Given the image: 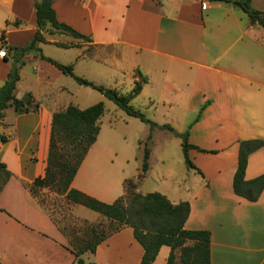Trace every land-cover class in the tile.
I'll use <instances>...</instances> for the list:
<instances>
[{
	"label": "crops",
	"instance_id": "1",
	"mask_svg": "<svg viewBox=\"0 0 264 264\" xmlns=\"http://www.w3.org/2000/svg\"><path fill=\"white\" fill-rule=\"evenodd\" d=\"M34 4L0 0V34L5 31L7 45V55L0 56V86L14 63L9 48L26 46L38 29ZM253 4L264 11L259 0ZM53 7L60 22L90 41L47 24L42 30L46 41L38 43L43 55L73 64L77 75L93 73L98 79L87 76L89 80L118 90L128 77L134 82L146 77L141 91L149 85L151 102H161L168 114L184 120L181 128L173 119L154 122L188 131V142L202 149L188 151L201 175L194 189L176 199L166 196L173 203L189 201L186 228L211 231V264H264V189L251 201L233 188L240 141L264 139V28L239 6L209 0H53ZM68 76L37 51L22 57L14 93L19 99L31 93L38 107L18 113L10 106L11 118L6 112L0 121V132L9 137L0 141V161L11 171L0 191V264H77L68 238L28 188L45 173L53 113L71 103H55L70 93L68 86L76 87ZM192 114L195 119L186 122ZM99 124L101 130V118ZM96 143L71 186L113 202L124 194V181L137 176L112 181L104 171L95 172L94 164L105 155L94 148ZM262 173L264 146L249 155L245 178ZM71 205L78 218L94 222L103 216ZM170 251V246H161L153 264H166ZM143 253L133 228L124 226L82 257L85 264H139Z\"/></svg>",
	"mask_w": 264,
	"mask_h": 264
},
{
	"label": "trees",
	"instance_id": "2",
	"mask_svg": "<svg viewBox=\"0 0 264 264\" xmlns=\"http://www.w3.org/2000/svg\"><path fill=\"white\" fill-rule=\"evenodd\" d=\"M211 2H224L239 6L250 18L252 23L264 28V11L252 7V0H209ZM38 29L31 42L23 47H10L14 63L4 83L0 86V121L6 115L9 106L16 112L36 110L38 105L34 102L31 93L24 98L16 97L14 91L20 79V67L25 53L37 51L42 58L58 67L63 73L71 76L77 83L90 86L107 98L112 100L128 115L138 117L148 122L151 127L168 128L182 137V148L186 165L200 172L189 156L190 148H198L188 142L189 132H177L170 124H158L140 110L130 104L142 89V82L147 78L142 77L136 81L133 88L123 93L117 88L98 85L93 81L77 75L73 64H63L41 53L39 42L46 41L42 30L50 24L56 30L68 33L75 38L90 41V38L81 34L71 26L60 22L53 7V0H35ZM5 31L0 34L2 45L6 46ZM62 47L66 43L55 42ZM105 112L103 101H99L85 108L70 103L65 108L55 111L52 118L50 133L49 154L44 175L38 176L28 188L47 209L43 198L39 196L42 188H51L58 194L64 195L66 201L78 203L93 209L109 221L108 226L101 223H90L69 215L70 221L65 224L57 221L52 213L50 216L58 228L66 235L69 247L76 256L77 264H85L82 254L86 251L95 252L98 245L110 235L124 226L133 228L134 237L141 243L144 253L139 264H153L163 245L171 248L166 264H211V231L208 229H189L185 222L190 214V203L181 200L173 203L169 198L158 191L142 193L138 190L139 183L149 168L150 135L147 137L142 158V172L137 178H127L124 181L125 192L113 202L102 201L86 192L71 186L81 163L92 144L97 140L100 132L99 120ZM8 135L0 132V141L5 142ZM264 146V139L253 138L241 140L239 143L238 165L233 177L234 192L248 200L255 201L264 189V173L246 179L245 171L249 155ZM202 150V149H200ZM215 151V150H213ZM11 177V171L4 162L0 161V191ZM0 210H3L0 207Z\"/></svg>",
	"mask_w": 264,
	"mask_h": 264
},
{
	"label": "rangeland",
	"instance_id": "3",
	"mask_svg": "<svg viewBox=\"0 0 264 264\" xmlns=\"http://www.w3.org/2000/svg\"><path fill=\"white\" fill-rule=\"evenodd\" d=\"M259 3L264 5V0H259ZM252 7L257 6L253 4ZM77 72H83V70L78 68ZM84 73H86V76H84L86 78L92 77V79H98L93 76V73L88 74L85 71ZM128 76H131L130 72H127ZM67 78L76 87L68 86L71 89L69 91L70 93H63L58 96L55 103L71 102L79 107H86L101 100L105 102V113L101 117L103 126L94 147L104 151L105 155L103 161L94 164L95 168H97L95 172L98 171L101 173L104 171L105 174L111 176L112 181L115 180V176H138L142 172L143 148L147 137L150 135L149 147L151 153L149 157V168L139 183L138 187L140 191L142 193L158 191L176 199L181 195H187L191 191V188L194 189L195 178L201 175L196 169L186 165L182 148V137L179 134L168 128H152L148 122L128 115L100 91L90 86L78 84L70 76ZM25 83H27V80ZM134 84V80L128 77L121 88H119L121 92L126 93L133 88ZM30 85L36 91H40L42 88L39 84L31 83ZM150 92L151 87L149 85L145 86L139 95L130 101V104L140 109L152 121L163 123L173 119L176 125L181 128L184 120L181 122L178 116L168 114L167 109L163 107L161 102L157 100L151 102L148 97ZM12 110L11 107L6 109V117L8 119L12 116ZM196 114L185 118V121H193ZM190 159L194 163V158L190 157ZM189 188L190 190L188 191ZM38 193L43 198L47 209L60 223L65 224L70 221V214L75 216L71 208V204L73 203L66 201L64 195L58 194L55 190L48 187L40 189ZM88 210L91 211L92 209ZM91 212L98 214L94 210ZM90 223H101L104 226L109 225L108 219L104 216Z\"/></svg>",
	"mask_w": 264,
	"mask_h": 264
},
{
	"label": "built area",
	"instance_id": "4",
	"mask_svg": "<svg viewBox=\"0 0 264 264\" xmlns=\"http://www.w3.org/2000/svg\"><path fill=\"white\" fill-rule=\"evenodd\" d=\"M7 55V50H6V46H3L2 48H0V56H6Z\"/></svg>",
	"mask_w": 264,
	"mask_h": 264
}]
</instances>
